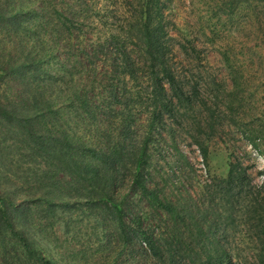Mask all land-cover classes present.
<instances>
[{"label":"trees","instance_id":"16d2710c","mask_svg":"<svg viewBox=\"0 0 264 264\" xmlns=\"http://www.w3.org/2000/svg\"><path fill=\"white\" fill-rule=\"evenodd\" d=\"M175 1L0 0V264H62L49 228L69 235L84 220L94 223L91 249L114 246L106 264H264V177L255 183L231 154L196 199L148 187V145L164 117L192 108L196 90L170 63L174 42L199 56L190 26L169 18ZM213 1L188 0L213 10V29L223 20L238 31L248 18L264 50V0ZM196 144L210 168L217 156ZM235 224L246 240L232 254L221 235Z\"/></svg>","mask_w":264,"mask_h":264},{"label":"rangeland","instance_id":"374dc122","mask_svg":"<svg viewBox=\"0 0 264 264\" xmlns=\"http://www.w3.org/2000/svg\"><path fill=\"white\" fill-rule=\"evenodd\" d=\"M216 2H211V6ZM174 9L169 18L178 28L190 26V37L199 56L192 52L181 54L174 42L171 43L170 63L180 75L193 77L191 84L196 86V90L191 99L192 108L186 112L174 109L173 118L164 117L163 126L157 130L158 135H154L148 145L152 176L148 187L169 201L187 199L188 195L196 199L201 194L200 185L213 175L226 174L225 163L229 154L232 162L237 160L249 167L254 182L261 184L264 177L261 174L264 171L263 36L257 38L256 31L248 26V18L245 23L240 22L238 31L230 29L229 23L222 26L223 20L213 29L217 23L213 10L207 12L201 4L192 9L188 0L175 1ZM194 16L199 18L206 37L199 33ZM232 29L237 31L236 36L231 34ZM171 33L179 38L177 31ZM225 52H228L229 65L224 63ZM232 74L236 77V84ZM144 121L145 114L138 112L134 124L138 129L134 138L137 145L146 131ZM209 124L212 125L211 130ZM242 130L250 132L257 149L247 144ZM197 141L206 145L210 154L217 156L208 163V169L202 161ZM259 197L264 199V189L259 190ZM93 225L84 220L77 227H70L69 235L60 226L49 228V248L59 253L62 264H106L107 259L114 256L113 245H108L110 250L104 253L91 249ZM74 233L75 240H71ZM245 236L244 228L238 224L227 227L221 235L232 254L237 249L244 250ZM55 241L59 246L57 249ZM122 261L120 258L118 264Z\"/></svg>","mask_w":264,"mask_h":264},{"label":"clouds","instance_id":"9594fccd","mask_svg":"<svg viewBox=\"0 0 264 264\" xmlns=\"http://www.w3.org/2000/svg\"><path fill=\"white\" fill-rule=\"evenodd\" d=\"M264 160V158H262Z\"/></svg>","mask_w":264,"mask_h":264}]
</instances>
